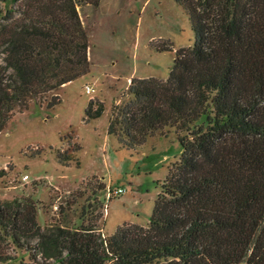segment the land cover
<instances>
[{
  "label": "trees",
  "instance_id": "16d2710c",
  "mask_svg": "<svg viewBox=\"0 0 264 264\" xmlns=\"http://www.w3.org/2000/svg\"><path fill=\"white\" fill-rule=\"evenodd\" d=\"M100 2L0 0V132L16 107L91 71L79 5ZM177 2L191 16L194 43L177 49L167 78L134 76L133 97L114 105L108 125L128 148L168 126L178 133L183 153L150 223L105 233L108 186L98 175L66 194L45 225L31 194L0 197V262L17 264L24 249L30 261L19 264H241L252 248L246 264H264V0ZM61 101L56 94L48 106ZM105 107L91 98L87 121ZM70 152L59 150V160L69 164ZM7 174L0 168V178Z\"/></svg>",
  "mask_w": 264,
  "mask_h": 264
},
{
  "label": "rangeland",
  "instance_id": "374dc122",
  "mask_svg": "<svg viewBox=\"0 0 264 264\" xmlns=\"http://www.w3.org/2000/svg\"><path fill=\"white\" fill-rule=\"evenodd\" d=\"M79 8L90 34L91 71L32 99L26 108L16 107L0 132V168L8 170L0 178V197L31 194L40 201L38 219L45 225L52 215L59 217L66 194L98 175L108 186L100 197L107 204L105 233L112 234L127 221L150 223L162 182L183 153L174 126L150 135L139 148L123 145L108 132L113 107L133 97L129 87L134 76L167 78L177 49L193 44L195 32L190 14L177 0H101ZM158 45L173 49L160 50ZM86 84L96 89L88 93ZM56 94L62 101L48 106ZM92 96L103 99L106 107L101 116L87 121L85 109ZM64 149L71 151L69 164L59 160L58 151ZM119 187L125 192H118ZM91 193L90 188L75 205V222L81 221L82 204ZM16 252L17 264L22 258L30 261L28 251Z\"/></svg>",
  "mask_w": 264,
  "mask_h": 264
},
{
  "label": "built area",
  "instance_id": "2783aa9c",
  "mask_svg": "<svg viewBox=\"0 0 264 264\" xmlns=\"http://www.w3.org/2000/svg\"><path fill=\"white\" fill-rule=\"evenodd\" d=\"M86 90H87V92L88 93H92L96 88L95 87H93L92 85H90V84H86ZM30 176V174L29 173H27L25 176H24V179H27L28 177ZM125 188H123V187H119L118 188V192H120V193H123V192H125Z\"/></svg>",
  "mask_w": 264,
  "mask_h": 264
},
{
  "label": "crops",
  "instance_id": "0c3cea01",
  "mask_svg": "<svg viewBox=\"0 0 264 264\" xmlns=\"http://www.w3.org/2000/svg\"><path fill=\"white\" fill-rule=\"evenodd\" d=\"M93 97V96H92Z\"/></svg>",
  "mask_w": 264,
  "mask_h": 264
}]
</instances>
